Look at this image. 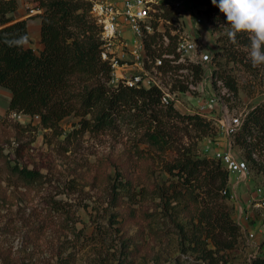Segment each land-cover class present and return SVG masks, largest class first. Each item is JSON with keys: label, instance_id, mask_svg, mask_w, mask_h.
I'll list each match as a JSON object with an SVG mask.
<instances>
[{"label": "rangeland", "instance_id": "obj_1", "mask_svg": "<svg viewBox=\"0 0 264 264\" xmlns=\"http://www.w3.org/2000/svg\"><path fill=\"white\" fill-rule=\"evenodd\" d=\"M178 2L165 9L164 16L212 58L192 67L196 88L190 95H178L177 111L196 114L201 104L214 99L211 110L202 111L210 117L206 120L211 129L206 132L176 118L164 119L160 127L169 134L168 142L158 147L142 141L148 129L141 121L144 117L131 122L123 119L129 111L113 114L112 123L100 129L91 127L92 112L84 117L89 121L87 128L81 115L74 113L56 129L44 128L39 115L7 111L11 94L0 87L1 151L11 164L42 175V181L32 186L13 179L0 181V252L10 250L17 264H249L253 256H264V238L259 235L264 229L260 228L264 227V143L252 146L234 137L233 153L247 161L249 175L239 180L228 173L230 195L225 203L242 225L231 247L228 236L217 233L218 245L206 240L213 253L203 258L201 250L189 242L191 215L197 205L190 204L188 212L181 210L183 204L166 200L176 180L168 166L182 153L215 159V151L226 141L218 120L238 112L247 114L264 102V69L257 66L251 71L243 65L250 59V47L237 45V61L227 58L222 53L225 44L218 40L230 28L227 21V27L219 31L206 13L204 0ZM16 3V9L8 13L13 19L40 12L35 0ZM27 27L28 46L39 53L43 47L40 19L28 18ZM157 39L153 40L157 43ZM151 43L147 40L145 46L151 48ZM221 76L231 77L236 92ZM54 201L61 206L58 213L49 212ZM27 230L34 235V243H27Z\"/></svg>", "mask_w": 264, "mask_h": 264}, {"label": "trees", "instance_id": "obj_2", "mask_svg": "<svg viewBox=\"0 0 264 264\" xmlns=\"http://www.w3.org/2000/svg\"><path fill=\"white\" fill-rule=\"evenodd\" d=\"M35 1V8L40 12L16 20L8 15L16 9V0H0V87L11 94L7 111L39 115L40 124L50 129H56L59 122L72 113L81 115L80 121L87 128L89 121L84 117L89 112L94 116L91 127L100 129L112 123L113 114L129 111L130 114L122 115L123 119L131 122L144 117L141 121L147 123L148 129L143 133L142 141L158 147L168 142L169 134L160 127L166 122L164 119L176 118L203 132L211 129V123L199 115L180 114L171 106H161L155 89L107 85L109 65L100 59V29L89 13L91 4L88 0ZM204 3L208 5L206 13L214 29L220 31L223 25L227 27L226 17L219 8L211 0H204ZM36 17L40 19L39 41L43 46L39 53L28 46L31 39L27 19ZM228 29L218 40L225 44L222 53L237 61L235 46L250 47L251 41L246 33H238L233 43L226 35ZM22 38H26V42L21 43ZM243 65L248 70L255 69L250 59ZM259 66L264 69V65ZM221 78L236 92L231 77ZM153 123L155 128L151 129ZM235 137L242 143H249L247 145L264 143V102L247 112ZM167 170L176 177L170 184L167 202L183 204L181 210L188 212L190 204L197 205L191 215L194 222L189 242L201 250L205 259L213 253L207 248L206 240L217 246V233L228 236L231 247L241 235V229L225 203L229 194L221 193L228 187L229 176L220 161L182 153ZM10 179L32 186L42 181V175L38 170L11 164L9 156L0 148V181ZM50 211L58 213L61 206L54 201ZM54 217L47 216V219ZM26 235L29 236L27 243H34V235L32 237L28 230ZM3 250L0 252L1 264L19 262L10 250ZM249 264H264V256H254Z\"/></svg>", "mask_w": 264, "mask_h": 264}, {"label": "built area", "instance_id": "obj_3", "mask_svg": "<svg viewBox=\"0 0 264 264\" xmlns=\"http://www.w3.org/2000/svg\"><path fill=\"white\" fill-rule=\"evenodd\" d=\"M88 1L89 13L100 29V59L109 65L107 85L155 89L161 106L177 110L180 107L178 95H190L196 88L192 67L208 63L212 58L202 45L182 36L176 24L164 16L165 9L179 5L178 0ZM156 36L157 43L153 40ZM147 40L152 41L151 48L145 46ZM213 102L211 98L201 104L196 114L210 120L202 111H210ZM245 116L238 112L221 117L216 123L226 141L215 151V159L239 180L249 175V166L244 158L233 153L232 147ZM221 193L227 195L229 191L224 188ZM259 235L264 238V229L259 230Z\"/></svg>", "mask_w": 264, "mask_h": 264}, {"label": "clouds", "instance_id": "obj_4", "mask_svg": "<svg viewBox=\"0 0 264 264\" xmlns=\"http://www.w3.org/2000/svg\"><path fill=\"white\" fill-rule=\"evenodd\" d=\"M226 17L228 38L235 43L238 33L251 41L249 58L253 67L264 65V0H211ZM21 43L26 42L22 38Z\"/></svg>", "mask_w": 264, "mask_h": 264}, {"label": "crops", "instance_id": "obj_5", "mask_svg": "<svg viewBox=\"0 0 264 264\" xmlns=\"http://www.w3.org/2000/svg\"><path fill=\"white\" fill-rule=\"evenodd\" d=\"M260 228H264V227H260Z\"/></svg>", "mask_w": 264, "mask_h": 264}]
</instances>
